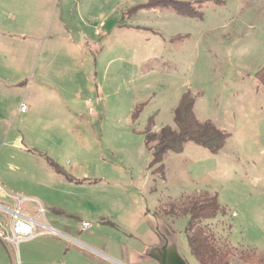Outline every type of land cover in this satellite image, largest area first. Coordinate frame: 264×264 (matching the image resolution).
Masks as SVG:
<instances>
[{"label": "rangeland", "instance_id": "374dc122", "mask_svg": "<svg viewBox=\"0 0 264 264\" xmlns=\"http://www.w3.org/2000/svg\"><path fill=\"white\" fill-rule=\"evenodd\" d=\"M147 1L0 0V147L19 135L30 146L41 133L80 147L81 177L69 186L59 178L67 186L45 215L81 244L123 264H157L147 252L161 233L186 264H199L176 208L216 196L222 210L203 224L231 252L228 264H244L243 253L264 255V91L255 79L264 0H177L200 18L140 9ZM186 92L195 118L229 136L216 154L193 143L164 153L161 178L143 132L152 118L153 146L162 128L174 129ZM53 241L39 246L41 264H92L86 249Z\"/></svg>", "mask_w": 264, "mask_h": 264}, {"label": "crops", "instance_id": "0c3cea01", "mask_svg": "<svg viewBox=\"0 0 264 264\" xmlns=\"http://www.w3.org/2000/svg\"><path fill=\"white\" fill-rule=\"evenodd\" d=\"M56 125L58 126V124ZM64 126L61 125V127ZM28 141L32 143L30 146L24 145L25 139L21 135L13 136L3 147H0V223L9 226L11 223L10 211L18 208L25 218L33 221L35 226L36 236L22 241L14 247L18 255V263L41 264V257L36 254L40 252V250L38 251L39 246L46 245L43 242L44 239L52 241L60 239L76 248L80 246V248L86 249L89 254L87 261L92 264L97 261L91 255H95L102 261L112 262L115 258L109 255L107 250L79 243L69 231L54 227V220L45 215L46 209L57 207L58 194L61 193L62 188L67 186L63 183L64 181L59 179L64 177L51 169L48 160L55 162L76 181V177H81L78 176L80 175L78 169L81 161L80 147L71 141L67 142L43 133L36 134L35 137L32 136L31 139H27ZM90 157L94 158L95 156L90 154ZM87 180L88 178L84 177L79 181L86 182ZM65 181L68 182V186L71 184L70 181L66 179ZM48 193L50 195H47ZM55 244L57 246V243ZM10 251L13 252V247L8 248L0 241V264H16ZM115 260L119 264H123L121 261Z\"/></svg>", "mask_w": 264, "mask_h": 264}, {"label": "trees", "instance_id": "16d2710c", "mask_svg": "<svg viewBox=\"0 0 264 264\" xmlns=\"http://www.w3.org/2000/svg\"><path fill=\"white\" fill-rule=\"evenodd\" d=\"M140 9L160 8L177 13L183 18L201 17V12L196 10L193 3L177 0H149L140 5ZM175 40V39H174ZM256 82L264 91V68L260 69L255 75ZM194 98L189 92L183 93L177 107L174 109L175 128L164 127L161 129L157 142L150 146V141L154 137L152 133L153 120L150 118L144 130V142L146 148L150 151L151 161L149 168L156 166L154 172L159 173L164 178V167L162 165L163 155L166 152L181 153L187 143H193L216 154L220 151L229 134L220 130L210 122L198 121L193 113ZM142 105H137L132 113L133 118H137ZM51 169L64 179L74 182L55 162L48 160ZM217 197H189L182 207H177L178 216L187 217V226L185 228V237L189 247L190 254L199 264H228L231 252L220 248L215 243L212 233L208 231L205 221L212 220L221 211ZM164 213L167 210L163 211ZM168 214V213H166ZM238 259L244 264H264V255L254 252H246L238 256Z\"/></svg>", "mask_w": 264, "mask_h": 264}, {"label": "built area", "instance_id": "2783aa9c", "mask_svg": "<svg viewBox=\"0 0 264 264\" xmlns=\"http://www.w3.org/2000/svg\"><path fill=\"white\" fill-rule=\"evenodd\" d=\"M25 106L20 105V111L23 112ZM42 212V209H40ZM11 223L5 226L0 223V241L8 248L15 247L18 243L32 239L36 236L35 226L32 220L25 218L18 208L10 211ZM90 224L84 222L81 224L80 231L85 232L89 229Z\"/></svg>", "mask_w": 264, "mask_h": 264}, {"label": "water", "instance_id": "95a60500", "mask_svg": "<svg viewBox=\"0 0 264 264\" xmlns=\"http://www.w3.org/2000/svg\"><path fill=\"white\" fill-rule=\"evenodd\" d=\"M160 237V242L162 241L163 243L159 247H154L151 251L149 250L147 252V256L153 259L157 264H186V262L177 253L172 239L170 238L167 240L164 236Z\"/></svg>", "mask_w": 264, "mask_h": 264}, {"label": "flooded vegetation", "instance_id": "af4514ba", "mask_svg": "<svg viewBox=\"0 0 264 264\" xmlns=\"http://www.w3.org/2000/svg\"><path fill=\"white\" fill-rule=\"evenodd\" d=\"M159 235L161 236V233H159Z\"/></svg>", "mask_w": 264, "mask_h": 264}]
</instances>
